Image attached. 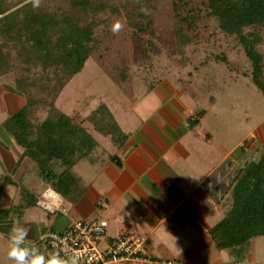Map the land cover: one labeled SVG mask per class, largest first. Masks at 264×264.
Returning <instances> with one entry per match:
<instances>
[{
  "label": "rangeland",
  "instance_id": "1",
  "mask_svg": "<svg viewBox=\"0 0 264 264\" xmlns=\"http://www.w3.org/2000/svg\"><path fill=\"white\" fill-rule=\"evenodd\" d=\"M69 1L39 0L35 8L60 19L70 18L91 31V56L69 81L55 80V68L41 73L37 61L23 64L25 54L19 53L17 41L12 43L0 36V51L7 59L6 68L1 69V82L15 90L18 80L29 81L24 92L38 104L34 123L41 122L51 106L65 114L78 111L84 116L102 102L123 127H131L134 103L149 89L163 85L176 93L186 113H192L189 117L199 129L195 131L202 140L210 141L207 146L214 157L224 149H237L232 181L258 160L264 139V97L251 82L250 65L234 37L206 32L207 26L201 21L196 30L186 32L185 39H177L174 29L178 19L171 0H152L150 6H143L150 16V28L143 34L133 33L127 22L129 8L125 7L132 0H91L93 9L86 11L71 8ZM28 3L32 0H0V7L6 11L2 16ZM116 24L120 28L114 32ZM256 29L261 41L257 50L264 56V25ZM60 83L64 84L58 89ZM7 116L0 97V122ZM93 135L100 145L94 154L105 144L112 151L107 138L96 132ZM82 166L87 167L86 162L75 170L80 171ZM4 174L0 168V227L8 233V224L20 216L14 209L24 203L21 199L27 194L26 183L35 173L19 179ZM230 205L226 196L222 210L227 211ZM26 217L46 220L45 212L39 208L29 210ZM249 248L254 249L257 259L264 258V237L253 239Z\"/></svg>",
  "mask_w": 264,
  "mask_h": 264
},
{
  "label": "crops",
  "instance_id": "2",
  "mask_svg": "<svg viewBox=\"0 0 264 264\" xmlns=\"http://www.w3.org/2000/svg\"><path fill=\"white\" fill-rule=\"evenodd\" d=\"M172 91L159 85L143 94L133 105L131 127H123L111 111L126 135L124 144L112 145L111 152L102 145L97 154L92 153L96 159H83L73 166L82 191L76 201L62 198L59 210L53 213L36 203L8 224V233L0 227V264H11L6 241L13 227H28L26 244L33 247L43 230L64 231L75 221L105 222L106 239L126 231L141 235L152 255L172 258L179 264H264V258L257 259L250 245L243 252L214 247L208 232L225 213L222 200L233 179L237 149H224L214 157L207 146L210 141L198 137V124L189 126L187 118L192 113L185 112V104ZM174 95L177 98L173 99ZM0 97L8 113L3 121L25 104L23 96L1 82V77ZM3 121L0 168L5 177L24 178L29 174V160L21 159L16 144L2 127ZM112 156L117 157L119 166L110 160ZM81 162L87 167L76 171ZM31 178L26 192L32 189L28 192L34 193L36 202L49 186L41 180L33 184ZM35 208L45 212V221L25 218Z\"/></svg>",
  "mask_w": 264,
  "mask_h": 264
},
{
  "label": "trees",
  "instance_id": "3",
  "mask_svg": "<svg viewBox=\"0 0 264 264\" xmlns=\"http://www.w3.org/2000/svg\"><path fill=\"white\" fill-rule=\"evenodd\" d=\"M151 1L132 0L125 7L129 8L126 17L133 33L143 34L150 28V16L143 6H150ZM69 3L76 10L93 9L91 0H70ZM171 5L178 19L174 29L177 39H185L186 32L196 30L201 21L207 26L206 32L212 30L211 34L234 37L250 65L251 82L264 97V56L257 50L261 41L256 29L264 25V0H171ZM35 8L28 3L2 16L6 11L0 7V36L9 42L17 41L19 53L25 54L23 64L37 61L41 73L55 68V80L69 81L91 56V31L70 18L60 19ZM5 57V52L0 51V76L1 69L6 68ZM221 60L226 63V59ZM28 82L18 80L15 90L24 95L25 104L3 121L2 127L23 149L21 159L29 160L28 173H35L31 178L33 184L41 180L63 200L76 201L82 191L73 166L83 159H96L92 153L97 142L91 130L116 147L124 144L126 135L102 102L84 116L78 111L65 114L51 106L46 117L34 123V108L38 104L24 92ZM187 122L189 126L196 123L190 117ZM110 160L119 166L117 157L112 156ZM28 191L21 200L24 203L14 209L19 215L36 205L34 193ZM225 195L230 199V208L208 234L217 250L243 252L253 239L264 237V139L258 160L245 172L238 173Z\"/></svg>",
  "mask_w": 264,
  "mask_h": 264
},
{
  "label": "built area",
  "instance_id": "4",
  "mask_svg": "<svg viewBox=\"0 0 264 264\" xmlns=\"http://www.w3.org/2000/svg\"><path fill=\"white\" fill-rule=\"evenodd\" d=\"M105 232V222L75 221L64 231L43 230L33 246L65 258L79 251L81 264H179L152 255L141 235L126 231L106 239Z\"/></svg>",
  "mask_w": 264,
  "mask_h": 264
},
{
  "label": "clouds",
  "instance_id": "5",
  "mask_svg": "<svg viewBox=\"0 0 264 264\" xmlns=\"http://www.w3.org/2000/svg\"><path fill=\"white\" fill-rule=\"evenodd\" d=\"M39 0H32V7H38ZM120 28L119 24L113 27L115 32ZM62 197L50 186L40 193L36 203L49 213L59 210ZM29 228L17 225L13 227L7 238V259L11 264H81L80 252L76 251L67 258L56 253H45L37 247H29L26 244Z\"/></svg>",
  "mask_w": 264,
  "mask_h": 264
}]
</instances>
